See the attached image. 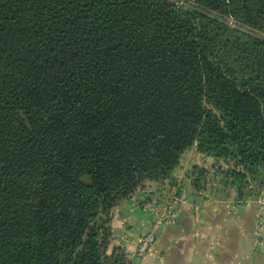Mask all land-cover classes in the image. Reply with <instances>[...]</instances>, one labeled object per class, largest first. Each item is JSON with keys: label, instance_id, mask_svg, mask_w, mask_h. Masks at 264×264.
<instances>
[{"label": "trees", "instance_id": "trees-1", "mask_svg": "<svg viewBox=\"0 0 264 264\" xmlns=\"http://www.w3.org/2000/svg\"><path fill=\"white\" fill-rule=\"evenodd\" d=\"M194 149L263 187L264 0H0V264H133L113 210Z\"/></svg>", "mask_w": 264, "mask_h": 264}, {"label": "crops", "instance_id": "crops-1", "mask_svg": "<svg viewBox=\"0 0 264 264\" xmlns=\"http://www.w3.org/2000/svg\"><path fill=\"white\" fill-rule=\"evenodd\" d=\"M196 165L211 168L208 187L202 192L195 191L188 178ZM214 165L191 150L171 182L147 183L120 202L112 213L113 244L134 252L138 238L153 230L154 216L146 209L152 199L150 190L164 198L165 191L172 193L181 186L184 202L176 204L177 222L157 229L151 250L134 257L133 264H264V253L255 242L256 219L260 213L264 218V185L259 188L251 181L241 195L234 184L214 175Z\"/></svg>", "mask_w": 264, "mask_h": 264}, {"label": "built area", "instance_id": "built-area-1", "mask_svg": "<svg viewBox=\"0 0 264 264\" xmlns=\"http://www.w3.org/2000/svg\"><path fill=\"white\" fill-rule=\"evenodd\" d=\"M181 186H176L172 193L165 191L164 198L160 196L159 191L150 190L149 198L151 201L147 204L146 209L154 216L153 230L150 233L141 235L136 242V249L134 252L129 253L128 257L132 261L135 258H141L143 255L151 250L152 245L156 240L155 231L159 229L163 224H174L178 220V208L176 204L184 202ZM153 194V197L150 195ZM264 218L260 213L256 219L255 234H256V246L264 253V235H263Z\"/></svg>", "mask_w": 264, "mask_h": 264}, {"label": "rangeland", "instance_id": "rangeland-1", "mask_svg": "<svg viewBox=\"0 0 264 264\" xmlns=\"http://www.w3.org/2000/svg\"><path fill=\"white\" fill-rule=\"evenodd\" d=\"M172 1L178 2V0H172ZM179 4H184V5H186L187 7H189V6H190V4H189V3H185L184 1H183V2H182V1H180V2H179Z\"/></svg>", "mask_w": 264, "mask_h": 264}]
</instances>
